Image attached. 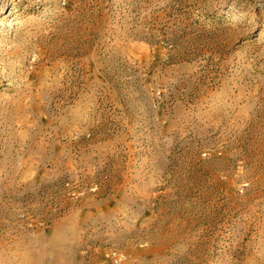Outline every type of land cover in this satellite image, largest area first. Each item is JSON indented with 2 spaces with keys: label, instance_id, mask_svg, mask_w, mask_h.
<instances>
[{
  "label": "rangeland",
  "instance_id": "374dc122",
  "mask_svg": "<svg viewBox=\"0 0 264 264\" xmlns=\"http://www.w3.org/2000/svg\"><path fill=\"white\" fill-rule=\"evenodd\" d=\"M0 264H264V0H0Z\"/></svg>",
  "mask_w": 264,
  "mask_h": 264
}]
</instances>
